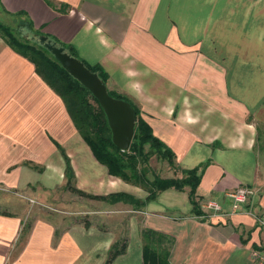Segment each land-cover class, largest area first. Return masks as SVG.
Segmentation results:
<instances>
[{"label":"crops","instance_id":"1","mask_svg":"<svg viewBox=\"0 0 264 264\" xmlns=\"http://www.w3.org/2000/svg\"><path fill=\"white\" fill-rule=\"evenodd\" d=\"M0 3V21L20 13L18 21L106 72L107 90L140 110L174 153L175 167L198 168L202 211L192 212L185 187L162 190L139 207L106 202L108 211L121 204L125 213L93 217L105 222L102 229L31 215L30 199L49 204L65 189V158L74 186L88 194L124 191L144 200L147 192L107 173L62 97L0 34V204L10 208L0 212V264H143L147 231L170 264H253L250 251L264 243L256 224L264 215V0ZM239 186L253 193L233 206L226 193ZM75 198L74 205L82 203ZM208 200L221 209H204ZM121 239L124 252L108 262Z\"/></svg>","mask_w":264,"mask_h":264},{"label":"trees","instance_id":"2","mask_svg":"<svg viewBox=\"0 0 264 264\" xmlns=\"http://www.w3.org/2000/svg\"><path fill=\"white\" fill-rule=\"evenodd\" d=\"M0 8L3 9L1 3ZM19 14L12 16L17 17ZM22 25H25L36 35L44 36L51 40L55 45L64 47L66 52L77 57L72 46L66 45L53 37H48L38 30H33L31 22L18 21L11 26L0 21V34L7 44L18 53L26 56L34 64L37 74L62 97L77 131L89 146L95 159L106 167L109 175L120 178L126 183L142 187L147 192V196L144 200H140L124 191H115L106 195L88 194L71 184L74 174L69 160L65 158L67 189L91 199L107 203L125 202L139 207L154 199L158 192L162 190L168 188L183 190L187 186L189 187L188 196L192 205V212L195 215H201L202 211L195 197V191L201 177V174L198 173V168L187 170L178 168L184 174L182 177H160L154 175L152 179H149L143 167V165L147 164L150 156L146 147H149L152 151L154 150L159 157L167 159L174 167L175 155L169 147L153 135L150 125L141 117L140 110L131 103L136 115L135 131L129 148L122 151L111 141V132L106 117L97 100L88 89L60 65L43 44L40 43V47H36L29 42L22 41L13 33L14 29H19L17 30L20 33L18 35L22 36ZM85 65L91 71L96 72L104 83L106 82L107 74L99 65ZM108 93L113 97L127 100L121 95L110 91ZM159 242L160 240L155 239L153 232L147 231L143 234V264H170L167 251L158 250L159 247L156 244ZM124 248V244L120 247L115 245L109 254L108 262L123 253Z\"/></svg>","mask_w":264,"mask_h":264},{"label":"rangeland","instance_id":"3","mask_svg":"<svg viewBox=\"0 0 264 264\" xmlns=\"http://www.w3.org/2000/svg\"><path fill=\"white\" fill-rule=\"evenodd\" d=\"M3 23L8 24V25H15L18 22V18L14 16H7L2 18L1 20ZM26 22V21H24ZM19 29H14L13 33L22 41H26L31 43L32 45L36 47H40V43L43 44L40 41L41 37L40 35H36L32 31H30L25 25H22V36H19L18 31ZM44 45V44H43ZM136 124V123H135ZM259 141L258 144L264 147V129L261 128L259 129ZM261 146V147H262ZM146 150L149 153V160L147 161L146 165H143L144 170L147 172V175L149 179H152L154 175L160 176V177H182L184 174L182 172L171 165L167 159L159 157L156 152L149 147H146ZM65 175V172H64ZM66 177V176H65ZM71 184L74 186L75 183H73V179L71 180ZM130 184V183H129ZM131 187H137L133 184H131ZM187 189L189 187L185 186ZM142 187H140L141 189ZM143 189V188H142ZM139 189H136L137 193ZM135 191V190H133ZM135 191V192H136ZM2 193H5L4 191L0 190V197L3 199L2 202L5 203V197L4 195L2 196ZM9 194V192H7ZM19 194V193H18ZM20 196V194H19ZM56 198L55 200L57 201H50L52 204H44L38 200V198L32 199L33 202L31 203L30 208H33V211L31 210V215L37 214V213H46V214H52V215H61V216H66V218H69V222L65 223L63 226L66 225H77V226H82L85 227L87 225H94L96 229H102L103 227H106L105 222H101L100 220L95 223V221H92V218L95 217L96 215H106L107 213H111L114 215H121L125 213L122 209V205L120 204L119 209H114V211H108V207L106 205V202L97 200V199H91L88 197L80 196L77 193L70 192L66 186L65 189H59L56 191V194L54 195ZM8 199H10V196H6ZM72 197H76L75 199H78L81 201V204H73L72 202ZM10 201V200H8ZM33 203V204H32ZM24 205H26L24 203ZM33 205V206H32ZM132 207V205H131ZM9 207H5V205L0 204V212H5V210H9ZM93 223V224H91ZM120 222L117 224V229H122L121 228ZM115 229V228H114ZM122 243L119 241V247L120 244Z\"/></svg>","mask_w":264,"mask_h":264},{"label":"water","instance_id":"4","mask_svg":"<svg viewBox=\"0 0 264 264\" xmlns=\"http://www.w3.org/2000/svg\"><path fill=\"white\" fill-rule=\"evenodd\" d=\"M40 41L60 65L97 100L106 117L112 143L122 151L127 150L135 131L136 115L133 105L123 98L110 95L98 74L91 71L80 59L66 52L64 47L55 45L46 37H41Z\"/></svg>","mask_w":264,"mask_h":264},{"label":"built area","instance_id":"5","mask_svg":"<svg viewBox=\"0 0 264 264\" xmlns=\"http://www.w3.org/2000/svg\"><path fill=\"white\" fill-rule=\"evenodd\" d=\"M253 191L248 186H239L226 193V196L232 201L233 206L244 203L252 195ZM30 202H33L30 199ZM204 209H211L213 211H219L221 205L215 200H208L201 204ZM257 226L264 231V215L256 217ZM250 260L253 264H264V243L260 244L256 249L250 251Z\"/></svg>","mask_w":264,"mask_h":264}]
</instances>
